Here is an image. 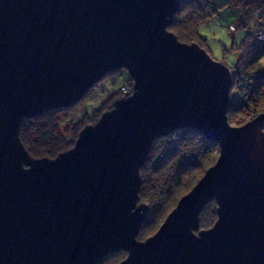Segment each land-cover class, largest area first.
Listing matches in <instances>:
<instances>
[{
  "label": "water",
  "instance_id": "water-1",
  "mask_svg": "<svg viewBox=\"0 0 264 264\" xmlns=\"http://www.w3.org/2000/svg\"><path fill=\"white\" fill-rule=\"evenodd\" d=\"M182 0H0V264H264V113L229 121L232 67L170 29ZM126 69L74 145L33 157L21 124ZM194 128L219 153L159 228L141 168L153 141ZM214 199L217 218L201 227Z\"/></svg>",
  "mask_w": 264,
  "mask_h": 264
},
{
  "label": "trees",
  "instance_id": "trees-1",
  "mask_svg": "<svg viewBox=\"0 0 264 264\" xmlns=\"http://www.w3.org/2000/svg\"><path fill=\"white\" fill-rule=\"evenodd\" d=\"M223 5L233 6L241 14L238 26L231 25V28L248 27L247 23L252 15L255 19L252 21L253 30L246 33L240 44L247 63L241 67L238 58L233 66L234 82L228 118L232 124L240 125L264 110V67L261 63L264 33L257 29L259 19L264 14V0H182L170 29L182 41H197L202 46L205 38L200 34V26L208 22ZM127 80L128 84H121L115 90L114 100L125 95L124 86L131 88L133 83L130 76ZM66 108H54L23 120L20 137L33 157H55L74 145L86 122L77 119L71 122V128H63L64 121L68 119L64 117L65 120H61L59 112ZM218 153V144L215 141L207 139L199 130L190 127L179 128L153 141L147 160L141 168L142 184L139 194L142 200L149 202L150 209L139 231V239L148 237L153 227L158 229L182 194L194 185L195 180L190 186L186 185L190 171H204L214 163ZM216 208L214 199L206 204L201 213V227L213 225L217 218ZM126 254L124 250L110 253L99 264L110 259V256L113 257L112 264H115L125 258Z\"/></svg>",
  "mask_w": 264,
  "mask_h": 264
},
{
  "label": "rangeland",
  "instance_id": "rangeland-1",
  "mask_svg": "<svg viewBox=\"0 0 264 264\" xmlns=\"http://www.w3.org/2000/svg\"><path fill=\"white\" fill-rule=\"evenodd\" d=\"M219 2H224V0H219ZM236 10L237 9L233 6L230 7L223 5L208 22L202 24L199 28L200 34L205 38L202 47L207 49L213 58L226 62L232 67V69H234V63L238 58L240 59L239 64L241 63V67L247 63L245 52L243 48L240 47V44L246 33L253 30L254 24L252 21L255 20L254 15H252L247 23L249 24L248 27H237L236 29L231 28V25L238 26L241 16ZM259 20L260 22L257 25V29L261 30V33H264V14ZM248 44L251 45V43ZM262 53L261 63L264 67V51ZM128 78L129 74L126 69H119L103 77L92 86L82 100L59 112V118H61V120H65V118L68 119L67 121H64L62 127L71 128L73 126L71 122L76 121L77 119H82L86 124L94 123L104 110L113 106L115 90L120 87L121 84H128ZM203 173L204 171H202V169H192L187 176L188 182L186 185L190 186L193 180L196 182ZM156 229L157 227H153L152 231L149 232L150 235L153 234ZM112 262L113 257L110 256V259L102 262V264H112Z\"/></svg>",
  "mask_w": 264,
  "mask_h": 264
},
{
  "label": "built area",
  "instance_id": "built-area-1",
  "mask_svg": "<svg viewBox=\"0 0 264 264\" xmlns=\"http://www.w3.org/2000/svg\"><path fill=\"white\" fill-rule=\"evenodd\" d=\"M123 91H124L125 95L131 93L132 92V86H131V88H128V86H124Z\"/></svg>",
  "mask_w": 264,
  "mask_h": 264
}]
</instances>
